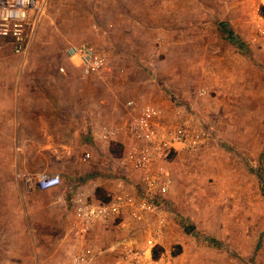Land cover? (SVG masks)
Instances as JSON below:
<instances>
[{
	"label": "rangeland",
	"instance_id": "374dc122",
	"mask_svg": "<svg viewBox=\"0 0 264 264\" xmlns=\"http://www.w3.org/2000/svg\"><path fill=\"white\" fill-rule=\"evenodd\" d=\"M263 5L264 0H49L22 65L3 60L18 55L0 38V73L8 66L35 72L44 93L69 90L68 82L56 74L65 73L61 68L68 62L79 67L69 59L67 48L84 42L109 57V70L94 74L102 83V110L114 104L106 93L126 90L111 80L134 74L137 82L122 93L124 105L131 98L161 105L168 99L166 106L176 110L178 122L190 119L203 128L207 143L196 154L170 157L176 182L165 203L168 230L158 258L163 264H264ZM223 23L241 45L223 32ZM3 83L0 78V91ZM78 84L79 90L92 89L88 82ZM201 89L205 95L199 94ZM27 109L22 105L18 111L0 113V264H75L77 252L70 257L43 255L68 227L64 229L43 208L55 191L30 190L20 175L59 173L64 184L56 193H64L66 185L75 182L89 185V192L105 201L108 196L97 181L114 180L117 173L110 161L123 154L101 158L100 163H109L105 170H99L94 160L91 165L80 162L83 144L74 140L67 155L77 154L75 161L63 160L58 145L59 153L32 155L24 140L29 128L16 122L30 121ZM7 131L13 136L8 145ZM44 131L38 130L39 141ZM113 148L115 154L121 151L118 145ZM70 164L76 174L67 178L62 171ZM98 188L104 192L96 193ZM32 205L38 208L36 221L27 215L33 223L26 225L25 235L21 225L16 232L17 226L8 223L11 213L15 208L27 212ZM23 236L31 242L20 241ZM18 251L26 256L15 255ZM115 257L122 259L120 253Z\"/></svg>",
	"mask_w": 264,
	"mask_h": 264
},
{
	"label": "built area",
	"instance_id": "2783aa9c",
	"mask_svg": "<svg viewBox=\"0 0 264 264\" xmlns=\"http://www.w3.org/2000/svg\"><path fill=\"white\" fill-rule=\"evenodd\" d=\"M49 0H0V38L8 42L15 54L29 50L32 35L42 21ZM68 57L84 74H99L109 70L108 55L88 43L70 45ZM200 95L206 90L201 89ZM129 111L124 131L133 140L120 158L112 159L109 167L117 173V190L103 201L75 182L66 185L69 202L74 211L73 228L86 236L97 221L127 218L132 223L150 226L147 244L125 241L118 245L120 256L128 264H163L155 259L153 249L162 245L168 219L165 203L175 186L176 178L168 158L185 152L196 154L207 143L203 128L190 119L169 122L164 110L153 103H142L138 98L127 100ZM120 129L104 125L100 139L111 141ZM92 152L85 151L83 161L93 160ZM26 183L39 190H51L64 184L59 173L41 171L26 178ZM95 255L92 247L85 246L75 255V264H87Z\"/></svg>",
	"mask_w": 264,
	"mask_h": 264
},
{
	"label": "crops",
	"instance_id": "0c3cea01",
	"mask_svg": "<svg viewBox=\"0 0 264 264\" xmlns=\"http://www.w3.org/2000/svg\"><path fill=\"white\" fill-rule=\"evenodd\" d=\"M6 44L11 46L8 42H6ZM31 45L32 40L30 42V46ZM28 53L29 50L24 54H16L18 56H15L14 58H4L3 60L5 62H18L16 64L22 65L23 58H25ZM33 62L34 60H32L29 65H33ZM67 65V68H61V71L65 73L54 74H56L58 79H60L61 81L68 82V84L70 85L69 90L59 89L51 93L45 92L46 94L42 92V90L38 89V78L35 72L26 74L25 68L21 71V68H18L17 66L7 65L8 67L5 68L2 73H0V78L4 81V88L0 91V113H10L13 112L14 109L18 111L22 108V105L28 106L27 111L30 113V121L24 123L20 121L16 122L20 125L22 123L23 127L29 128L30 132L29 134H26L27 137H25L24 140L27 144H29L30 153L32 155H37L38 153L53 154L55 153V151L59 153V151L55 149V146L58 145L63 148L60 152V155H64L63 160L69 162L75 161L77 154L75 156L67 155V152H69L70 144H72L71 142L74 140L78 144L79 142L80 144H83L81 155L78 157L80 162L85 165H91L92 161L94 160L93 164L96 165L99 170H105L106 168H108V161L107 163H100L99 161H103L101 160V158H104L105 160L109 156L110 158L113 157L110 149L111 143L114 142V140L119 141L123 145L124 151H126L133 141L131 137L128 136V134L124 131V128L128 121L129 111L126 105H124L125 98L122 93L125 94L126 90H128V87L130 88L132 84L137 82V79L135 76H133L134 74L130 78L128 77L122 80L114 79V77L116 78V76L113 75L112 77L114 80H111V82H115L114 84L116 88L123 87L126 90L121 92L120 90H116L115 93H113L112 91V94L109 92L106 93L110 94L109 96L110 98H112L111 103L114 104L112 108H104L102 110L103 91L101 90V88H99L100 86L102 87L101 80L96 78L94 74H92L93 76L84 74V72H82V69H80L79 67L77 68V66L75 65H71L69 62L67 63ZM29 70L30 72H32L33 68H30ZM74 72H76V74H73ZM27 79H29V84L27 82ZM143 79H145L144 75ZM79 82L80 84L88 82V86H91L92 89L88 91H86V89L79 90ZM13 83L15 84L13 85L15 86V88H12ZM119 101H122V103L119 104ZM169 104V100L166 99L164 100L163 105L157 103L155 105L161 107L164 110V116L169 122H178V114L176 113V110L174 112L170 111L168 106H166ZM38 114H41V122L38 121ZM60 114H62V119H60ZM44 116L45 120L42 121ZM16 119L24 118L17 117ZM6 121L8 120L6 119ZM104 125H110L112 127L120 129L119 135L116 136L114 140L108 142L101 140L100 133ZM39 129L45 130L44 134L43 132L40 133V141L37 133ZM50 130L58 131L56 133H50ZM5 135V144H12V134L7 131ZM78 144L74 145L76 147H79ZM85 151L92 152L94 156L93 160L89 163H85V161H83L82 159ZM183 154L186 156H192L186 154L185 152H183ZM53 168L56 171H59V167ZM66 169V171L62 172L64 173V175H67V178H71L73 176L72 174H76L75 172L73 173L75 166H72V164H70V166H68ZM36 173L38 172H23L20 175L21 179L24 180L26 187L33 191L37 190L38 188L34 187L33 185L27 184L25 180L27 177L33 176ZM28 174L29 176H27ZM97 183L102 185L105 191L109 194L114 193L118 188L116 184L117 182H114L113 179H108L106 177L100 178ZM83 187H85V189H89V185H84ZM55 189L56 188L45 190L48 192L55 191L54 194H56V196L47 201L45 204L46 206H44L43 208L49 210L54 221H57V223L61 224L66 230L68 227V230L67 232L63 231L60 237L54 240V245L52 246L50 251L44 253L43 255L50 256L52 258L70 257L74 253H78L81 248L88 246L92 247L96 251L95 255L90 261V264H107L110 263V261L112 262V260H115L113 264H127L122 259L121 261H117L115 255L119 254V250H115L116 247H118L119 244L125 241H133L139 244H147L149 242L151 235L150 226L146 223L139 224L138 226L136 223L130 222V220L127 218L117 219L118 221H97L94 223L90 232L86 236L82 237L78 235L75 232L74 228H72V230L70 227V224H72L73 227V221L75 218L74 211L69 202L70 196L65 190L64 193L59 194L56 193L58 191ZM89 191H92V189H89ZM37 209V205L29 206L27 212L18 211L17 208H15L13 213H11L13 217L9 218V220L11 221H9L8 223L17 226L16 232L21 225L22 227L20 231L23 233V235H25L26 225L32 224L33 221H36L34 216L37 213ZM27 215H32L31 218H29L30 220L33 219L32 222L29 221ZM167 230L165 231V234L167 233ZM71 231L74 232L72 233ZM165 234L161 240V243H163V240L165 239ZM20 241L31 242V239L23 236ZM29 248L31 249V245L29 246ZM21 250L22 248L20 249V251ZM20 251L15 253V255H23H19ZM23 256H26V254H24ZM104 256H106L107 259H110V261L106 260Z\"/></svg>",
	"mask_w": 264,
	"mask_h": 264
},
{
	"label": "trees",
	"instance_id": "16d2710c",
	"mask_svg": "<svg viewBox=\"0 0 264 264\" xmlns=\"http://www.w3.org/2000/svg\"><path fill=\"white\" fill-rule=\"evenodd\" d=\"M261 14L264 15V5L261 7ZM221 27H222V29H223V32H224V33L226 32L227 35L229 36V38H230L232 41H234V42L237 43L238 45H241V44H242L241 42L237 41V40L234 38V36H233L231 30L227 29V25H226V23L221 24ZM112 145H118V146H120L121 151H120L119 153H116V154H115V153H114L115 149H114V148L111 149V153L113 154V156L120 157V156L123 154V151H124V150H123V145L120 144V143H118V142H115V141L111 143V147H112ZM111 147H110V148H111ZM172 155H173V154H171L170 156H168V158L170 159V157H171ZM170 160H171V159H170ZM99 191L104 192V191L102 190V188H98V189L96 190V193H98ZM104 194H106V195L108 196L106 200H109L110 194L107 193V192H104ZM106 200H105V201H106ZM119 219H121V218H119ZM215 243H216V241H215ZM163 249H164V248H163L161 245H157L156 247H154V249H153V255H154V258H155V259H158V258L160 257L161 252H162Z\"/></svg>",
	"mask_w": 264,
	"mask_h": 264
}]
</instances>
